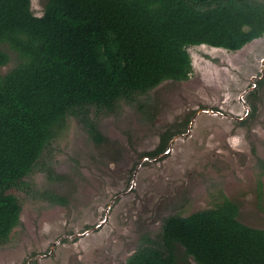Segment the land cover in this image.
<instances>
[{"label":"rangeland","instance_id":"1","mask_svg":"<svg viewBox=\"0 0 264 264\" xmlns=\"http://www.w3.org/2000/svg\"><path fill=\"white\" fill-rule=\"evenodd\" d=\"M44 5L30 0L34 14ZM3 47L9 59L1 72L18 59ZM186 48L187 79L164 80L110 110L89 109L103 140L80 116L65 120L27 183L9 189L20 221L0 244V264H123L143 238L160 236L166 216L224 198L238 205L240 221L264 227V71L245 95L247 115L238 98L260 74L264 33L234 50ZM172 134V151L140 161ZM175 252L179 264H201L179 243Z\"/></svg>","mask_w":264,"mask_h":264},{"label":"trees","instance_id":"2","mask_svg":"<svg viewBox=\"0 0 264 264\" xmlns=\"http://www.w3.org/2000/svg\"><path fill=\"white\" fill-rule=\"evenodd\" d=\"M264 32V0H0V244L20 221L10 188L26 184L69 116L103 140L92 107L110 110L164 80H184L187 46L238 49ZM62 200L64 197H60ZM228 198L163 219L160 236L143 238L123 264H179L177 243L201 264H264V227L237 218Z\"/></svg>","mask_w":264,"mask_h":264},{"label":"flooded vegetation","instance_id":"3","mask_svg":"<svg viewBox=\"0 0 264 264\" xmlns=\"http://www.w3.org/2000/svg\"><path fill=\"white\" fill-rule=\"evenodd\" d=\"M253 39H255V38H253ZM260 66H261V69H260L259 76L257 75V73L254 74L253 76H251V77H254V78L253 79L252 78L249 79L248 84L243 89L242 93L240 94V97H238L239 98V101L241 103V106H242V110L240 111L241 114L247 115L250 112L249 111V107H247L246 104H245V102H246L245 95L247 96V94L251 93L252 91H255L254 89L257 86L258 82H259L258 78L259 77H262V75H263V71H264V57H262L261 60H260ZM254 107H255V105H254ZM254 107H252V108H254ZM251 113L253 114V109H252V112ZM238 119L241 120V121H244V119H246V118H243V116H241ZM241 121H239V122H241ZM177 131L178 132H176V133H179L180 132L179 130H177ZM167 132L168 131H165L166 134H167ZM173 134L175 135V133H173ZM173 134L170 137H168V138H166L165 136H161L160 137V140H159L158 144L155 146V148L146 151L144 157H142V159L140 161L142 162V161L155 160V159L159 158V156L163 155L164 153H168V152L172 151L173 150V146H170V144H171L170 142H171V138L174 136Z\"/></svg>","mask_w":264,"mask_h":264}]
</instances>
